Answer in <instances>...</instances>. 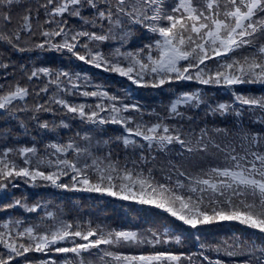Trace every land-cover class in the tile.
Here are the masks:
<instances>
[{"label": "snow or ice", "instance_id": "snow-or-ice-1", "mask_svg": "<svg viewBox=\"0 0 264 264\" xmlns=\"http://www.w3.org/2000/svg\"><path fill=\"white\" fill-rule=\"evenodd\" d=\"M0 49L5 79L17 68L9 53L47 49L68 64L125 78L129 96L131 86L158 90L182 81L228 93L216 101L202 87L173 89L157 112L129 101L123 89L110 93L86 71L19 64L22 75L0 84V117L50 138L42 148L35 140L0 148V209L34 217L0 220V264H264V0H0ZM201 107L205 120L231 116L236 123L201 125L187 115ZM181 120L197 125L185 128ZM109 125L119 133L107 134ZM114 144L123 162L118 152L113 158ZM169 149L182 163L158 166L157 153ZM16 178L154 206L173 226L142 232L67 219L43 199L9 200ZM222 222L252 238L201 241ZM184 238L195 251L167 247Z\"/></svg>", "mask_w": 264, "mask_h": 264}, {"label": "trees", "instance_id": "trees-1", "mask_svg": "<svg viewBox=\"0 0 264 264\" xmlns=\"http://www.w3.org/2000/svg\"><path fill=\"white\" fill-rule=\"evenodd\" d=\"M42 2V0H41ZM35 23V22H34ZM70 24L78 23L76 20H69ZM2 51V49H0ZM11 55V60L15 61L17 68L15 70V75H12L13 69L9 68V78L5 79L2 65L3 61H0V84H7L10 80H15L16 77L21 76L19 72V64H26L27 68L33 66H49L52 68L57 67H69L74 72L75 71H86L93 83L102 84L105 86L106 90L111 92H116L117 95H120L119 90H124V95L128 97L129 101L138 100L140 103L147 105L148 107H155L157 112H163V106L165 102L169 99V93L175 89L179 90H190L195 87H202L205 91V98L211 97V100H224L228 99V93L225 89L219 86L211 85H199L195 81H182L176 82L168 87L160 86L158 90L155 89H143L137 86H131L130 91L134 93L129 96V82H126L125 78L119 77L116 74L105 72L101 69H96L93 66H88L82 62H77L73 60L71 64L67 63V58L61 56L59 53H56L54 50H40L34 49L30 52L25 53H9ZM22 83L25 81H21ZM37 81H33L36 83ZM239 89V86H237ZM259 91V89H256ZM30 97L29 103L32 102ZM81 99V98H74ZM211 100L209 102H211ZM86 103L95 104L94 98H87ZM187 115H195L199 117L200 124L207 123L209 125H226L231 127L236 121L231 117H217L215 120L209 117L207 120L204 118V109L200 108V111L191 110L188 111ZM41 119L51 120V114H44L41 116ZM245 123L248 122L247 114L244 117ZM180 123L184 124L185 128H188L189 125L196 126L197 121L192 120H181ZM76 125H73L75 128ZM4 129H8L7 139H5ZM120 131L119 126L109 125L105 128V132L109 135H116ZM65 133L61 132L58 135H64ZM50 137L46 135L37 136L36 132L32 129V126L29 125L27 132L20 129L14 121H9L5 123L3 118L0 117V148L5 146H29L34 140L37 143L38 148H42L44 142ZM113 158L118 152L121 157V162H123V157L125 153L122 150L120 145H113ZM176 149H169L167 153L161 155L157 153V162L159 166L160 161H169L175 160L178 163H182L180 158L176 155ZM129 156L132 154L129 153ZM19 163V160L17 161ZM155 175L159 176L157 172ZM14 187L8 189L9 200L11 198H20L22 202H27L31 204L32 202L39 201L41 199L45 200L49 204L51 210L61 209L65 218L67 219H79V220H88L93 224H104L109 227H129L135 228L142 232L145 230H162L164 227H172L174 218H169L167 214H161L160 210L154 209V206L149 205H139L131 201H123L118 198L107 196V194L87 192L82 190H69V189H59L51 185H37L32 186L25 183L24 180L16 178L14 181ZM5 190L0 189V195H3ZM8 202V201H5ZM41 212L36 213V216L42 214ZM9 216L13 218L25 217L29 221L34 220V217L29 213L25 212L23 209H13V210H2L0 209V220L7 219ZM0 230H3L0 228ZM207 231V236H202L201 241L207 242L211 241L215 237H231L234 234L240 235L241 239H251V232H246V230L241 227H235L233 222H222L217 225L214 229H209ZM173 235L177 233H172ZM256 242L259 243L260 240L257 237ZM169 248L195 251L196 245L191 238H184L180 244H171L167 246ZM121 250H124L123 248ZM147 250V249H145ZM156 250H163L159 248ZM29 259H42L43 255L39 253H26ZM59 258H63V254H57ZM71 258V257H69ZM17 264H22V261H17Z\"/></svg>", "mask_w": 264, "mask_h": 264}]
</instances>
